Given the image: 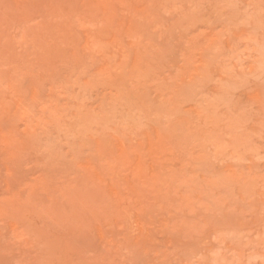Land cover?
Returning a JSON list of instances; mask_svg holds the SVG:
<instances>
[{
	"label": "rangeland",
	"instance_id": "1",
	"mask_svg": "<svg viewBox=\"0 0 264 264\" xmlns=\"http://www.w3.org/2000/svg\"><path fill=\"white\" fill-rule=\"evenodd\" d=\"M0 264H264V0H0Z\"/></svg>",
	"mask_w": 264,
	"mask_h": 264
}]
</instances>
